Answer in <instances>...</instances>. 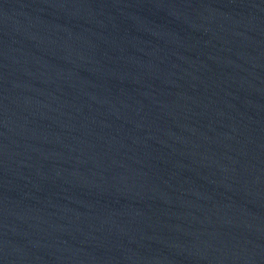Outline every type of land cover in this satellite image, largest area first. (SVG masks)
<instances>
[{
	"label": "water",
	"instance_id": "95a60500",
	"mask_svg": "<svg viewBox=\"0 0 264 264\" xmlns=\"http://www.w3.org/2000/svg\"><path fill=\"white\" fill-rule=\"evenodd\" d=\"M0 264H264V0H0Z\"/></svg>",
	"mask_w": 264,
	"mask_h": 264
}]
</instances>
